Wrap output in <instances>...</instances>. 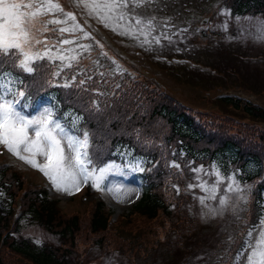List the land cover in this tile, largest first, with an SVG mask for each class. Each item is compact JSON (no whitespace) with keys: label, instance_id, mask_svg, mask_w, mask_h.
<instances>
[{"label":"rangeland","instance_id":"rangeland-1","mask_svg":"<svg viewBox=\"0 0 264 264\" xmlns=\"http://www.w3.org/2000/svg\"><path fill=\"white\" fill-rule=\"evenodd\" d=\"M8 2L33 4L37 3V0H8ZM48 2L59 4L65 9H71L77 3L80 15L101 22L96 16L89 14L88 8L83 6V0H48ZM89 2L91 3L92 0ZM95 2L103 3L105 0H95ZM136 2L140 6L133 7L130 3L124 10L127 13L124 21H112L113 26L120 24L127 26L128 16L141 19L143 23L140 25L132 23L130 28L132 34L122 35V28L113 31L111 27H107L119 45V47L112 45L115 52L120 57L126 55V58L133 59L149 74L157 77L170 93L194 105L201 120L207 125L216 128L224 125L230 131L240 129L238 123L230 116L233 113H242L243 110L233 109L223 103V100H219L216 95L238 94L264 103V40L256 38L259 22L264 20V13L248 9L241 13L233 12L225 0H136ZM71 13L74 16L77 11ZM204 15H207V20L201 22ZM51 19L65 21L66 17L61 12L54 11L36 19L35 27L31 31L35 40H40L41 43L36 44L33 40L30 44H25V48L32 49L30 54L37 52L43 54L48 51L52 59L62 56V61L66 62L72 60V57L76 56L74 54H84L86 59L98 62L95 57L97 51L104 50L101 47L93 50L91 46L97 44L91 40V37L86 38L84 32L79 30L60 33V28H72L74 22L67 20L66 23L48 24L47 21ZM87 20L93 25L94 21ZM89 22L79 23L80 27L90 33L87 24L91 30L102 36L100 31ZM45 28L48 30L45 31ZM103 38L107 40L104 36ZM63 40L72 42L64 44ZM82 45H90V47L85 49L81 47ZM102 47L109 50L106 45ZM189 55L198 59L194 60ZM52 59H46L44 65L50 66ZM119 63L124 66L129 65L126 61ZM51 77L49 76L47 80L49 81ZM35 78L37 77L34 76L32 80L41 85L40 78ZM45 108L50 109L47 102L41 99L30 111L17 110L31 118L38 116ZM53 116L57 118L54 114ZM29 134L34 135L32 132ZM65 152L67 154V149ZM0 154V161L8 159L22 168L26 181H41L37 174L42 172L39 168L19 159L6 148ZM33 158L40 165L46 163L41 155H35ZM107 165H112V168L104 174L99 186L94 188H99V196L106 199V208L113 218L118 216V219L110 224L109 229L127 235L125 238L128 240L119 243L118 239L109 236L107 232L105 239L110 238L112 245L110 247H114L113 250H104L99 245H88L85 236L89 231L88 227L83 225L77 233L79 241L76 248L71 246L70 259L73 258L75 264H206L210 255L216 257L214 260L216 262L229 251V246L236 243L238 246H243L242 232L251 224L248 219L250 212L248 202L252 194L248 185L243 186L244 182L241 183L235 177V170L225 173L219 170L214 162L196 163L190 168L192 175L190 185L176 175L174 179L173 175L170 182L179 183L177 189H183L186 193L191 191L192 195H187L182 214L175 210L173 219L160 225L161 240L156 244L158 232L155 222L160 224L163 221L162 217L147 219L136 212H134L136 214L131 212V207L142 192V179L134 173L135 163L127 166L128 164L123 162L109 160L101 166L90 165V167L96 168L95 175L99 176L98 169ZM173 170L175 174V168ZM217 172L219 175L216 174ZM233 176L235 182L230 179ZM46 182L50 194L58 197L63 212H78L82 215L88 212L90 202L84 201L86 199H83L82 194L77 195L78 189L88 181L81 179L78 189L72 188L70 192L58 190L47 176ZM202 184L204 188L200 187ZM230 184L233 188L238 184L240 191H228ZM169 186L171 187V183ZM213 187L216 188L215 193L205 190ZM212 195H215L216 199L210 198ZM201 197L206 198L203 204L200 202ZM221 198L227 199L226 205H220ZM261 210L260 218L256 223L251 224V228L264 219V189ZM124 212L127 216L134 217L131 219L133 222H129L128 217L126 221L124 220L122 215ZM21 221L22 224L20 223L18 227L19 234L29 236L37 242L60 243V236L48 230L42 223L33 219ZM126 225L129 226L124 228ZM120 227H123L122 231ZM149 229L155 230V233L148 232ZM12 257L14 259L15 254ZM24 262L34 264L28 259ZM18 263L23 264V261Z\"/></svg>","mask_w":264,"mask_h":264},{"label":"trees","instance_id":"trees-1","mask_svg":"<svg viewBox=\"0 0 264 264\" xmlns=\"http://www.w3.org/2000/svg\"><path fill=\"white\" fill-rule=\"evenodd\" d=\"M225 1L233 12L248 9L264 13V0ZM97 53L98 62L86 59L84 54H74L76 59L69 62L54 57L50 66L44 65L45 60L37 61V70L32 74L16 69L19 79L28 83L21 106L33 109L44 99L72 128L73 121L78 129L86 126L90 135L89 156L96 165L109 160L127 166L135 163L134 173L144 182L131 212L147 219L162 217L160 224L155 222L156 244L161 240L160 225L173 219L175 210L182 214L187 195H192L191 191L177 189L179 183L172 184L170 178L174 175V179H184L190 185V168L196 163L214 162L225 173L235 170V177L244 182L243 186L248 185L252 194L248 202L249 222H256L261 214L264 189V104L237 95L217 94L223 103L243 112L230 116L240 129L230 131L224 125L216 128L203 122L198 110H189L142 68L131 64L124 66ZM51 75L52 81H48ZM34 76L40 78L41 85L32 80ZM81 80L85 81L83 85L79 83ZM66 83L71 87L62 86ZM93 102L99 105V111ZM17 194L21 199L20 208L11 220ZM122 215L125 221L128 217V221L133 222L134 217L127 216L126 212ZM26 219L38 221L57 233L60 243L37 242L19 234L21 220ZM117 219L111 218L106 201L100 197L90 202L85 215L65 213L58 198L51 196L45 186L26 181L13 165L0 161V264H19L20 261L25 264V259L34 264H75V260L70 259L71 246L76 248L77 233L83 225L88 227L85 236L88 245L113 250L110 238L105 239L107 232L119 243L128 240L127 235L109 229ZM120 228L122 231L123 227ZM148 232L154 234L155 230ZM240 246L237 243L229 246V251L216 262V257L208 256L206 264H227L231 253ZM14 254L17 260L12 257Z\"/></svg>","mask_w":264,"mask_h":264},{"label":"snow or ice","instance_id":"snow-or-ice-1","mask_svg":"<svg viewBox=\"0 0 264 264\" xmlns=\"http://www.w3.org/2000/svg\"><path fill=\"white\" fill-rule=\"evenodd\" d=\"M130 3L133 7L140 6L136 0H110V2L105 0L103 3H97L95 0L90 3L89 0H83V6L88 8L90 15L96 16L101 23H104L105 27H111L113 31L122 28V35L132 34L130 28L133 22L136 25L143 23L141 19L128 16L127 26L123 24L113 26V20H125L127 13L124 10ZM21 9H26V11H21ZM54 11L63 13L66 20L51 19L47 21L48 24L66 23L67 20L75 22L76 18L72 13L64 12L59 4L50 3L48 0H37V3L33 4L9 3L8 0H0V144L19 159L39 168L58 190L70 192L72 188L78 189L81 179L84 181L92 179L93 186L98 187L99 181L104 179V174L112 168V165L99 168V176L95 175L96 168L93 167L89 171L88 166L92 164L87 153L89 133L83 132L82 139L80 136L72 135L69 128L63 125L58 118H54L51 109L45 108L38 116L31 118L17 110V105L20 103L17 97H24L25 92L18 89L23 81L19 79L15 70L19 69L32 74L37 70V61L52 59L48 51L43 54L38 52L30 54L25 51L24 45L35 40L31 30L35 27L36 19ZM47 30L45 28V31ZM77 30L84 31L79 24L74 23L72 28H60L59 32ZM53 31L56 30L53 29ZM90 35V33L84 32L85 37H90ZM256 38L264 40V20L259 22ZM71 42L69 40L62 41L64 44ZM35 43L40 44L41 41L35 40ZM81 47L87 49L90 45ZM102 55L107 54L102 53ZM59 58L63 59L62 56ZM72 59L75 60L76 57H72ZM6 68L12 70H6ZM55 75H59V73H55ZM79 83L83 85L85 81L81 80ZM62 86L71 87L67 83ZM93 106L99 111V105L96 102H93ZM77 119L82 118L78 117ZM74 126L75 121H73ZM30 132L34 135H30ZM65 149H67V154ZM35 155L43 156L46 163L38 164L33 158ZM174 166L179 167V165ZM216 174L219 175V172ZM230 179L235 182L234 176ZM200 187L204 188L205 186L202 184ZM205 190L215 193L216 188H205ZM233 190L240 191L239 185L237 184L233 188V185L230 184L228 191ZM210 198L216 199L215 195ZM205 199V197H201L200 202L203 204ZM227 202L226 198L219 200L221 206L226 205ZM233 264H264V219L249 229L244 237L243 246L233 259Z\"/></svg>","mask_w":264,"mask_h":264}]
</instances>
